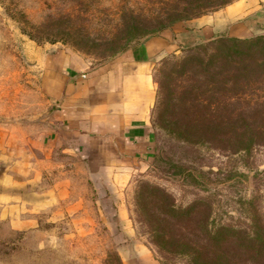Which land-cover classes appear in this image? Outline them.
Instances as JSON below:
<instances>
[{
  "label": "rangeland",
  "instance_id": "rangeland-1",
  "mask_svg": "<svg viewBox=\"0 0 264 264\" xmlns=\"http://www.w3.org/2000/svg\"><path fill=\"white\" fill-rule=\"evenodd\" d=\"M232 1L0 0V130L23 136L48 119L38 90L44 54L62 49L91 68ZM195 33L153 67V157L143 171L109 184L62 152L52 160L64 166L34 167L31 184L24 167L0 162V264H189L205 229L220 227L263 243L264 63L250 60L264 51L238 54L218 47L222 37ZM258 35L264 26L241 37ZM147 215L177 239L160 249ZM247 242L221 250L237 251L238 264H264L238 250Z\"/></svg>",
  "mask_w": 264,
  "mask_h": 264
},
{
  "label": "crops",
  "instance_id": "crops-1",
  "mask_svg": "<svg viewBox=\"0 0 264 264\" xmlns=\"http://www.w3.org/2000/svg\"><path fill=\"white\" fill-rule=\"evenodd\" d=\"M184 25L188 29L178 27L148 37L91 68L62 49L44 54L38 90L50 106L48 119L41 129L23 136L0 130V162L7 163L8 170L24 167L29 176L25 181L31 184L34 167L64 166L59 158L52 160L56 154L65 155L62 152L91 175L108 176L102 181L109 184L143 171L153 157L150 109L156 62L188 31L195 36L238 37L256 32L258 25L264 26V0H233Z\"/></svg>",
  "mask_w": 264,
  "mask_h": 264
},
{
  "label": "trees",
  "instance_id": "trees-1",
  "mask_svg": "<svg viewBox=\"0 0 264 264\" xmlns=\"http://www.w3.org/2000/svg\"><path fill=\"white\" fill-rule=\"evenodd\" d=\"M222 37L218 39L219 45L218 47H225L227 49L233 48L234 52L240 54H248L250 53H257L258 51H264V36L258 35L254 38H242L236 36H230L223 33L216 34L212 36V38ZM240 51V52H239ZM228 54H232V52H228ZM263 57L259 59H251L250 63H252V67H256L259 63H264ZM234 61V59H233ZM152 193H160L166 197V194L158 189L157 187H151ZM187 209V208H184ZM173 211V207L170 203L166 205V211L163 214L167 217H171V212ZM154 220L153 215H147L146 220L147 222L150 220H154L153 223H147L149 226V231L152 235V241L155 245H157L160 249H164L163 244L172 243L175 241L177 237L171 235L168 231H166L160 224H159V217L156 216ZM153 218V219H152ZM230 230L228 234L225 233L226 228L220 227L218 230L210 232L205 229L203 242L200 244V249H195L197 251V257L191 256L189 264H238L236 259V255L238 254L237 251H230V252H223L221 249L225 245L234 244L236 241H242L243 239H247V245H240L238 250L242 253L245 252H254L259 254L260 256H264V241L260 245L257 242H254V237L251 236L250 233L244 232L242 235H237L236 230L229 228ZM214 241V244H209L210 240ZM251 243L250 245L248 243ZM253 243V244H252ZM222 246V247H221ZM234 256V259H233Z\"/></svg>",
  "mask_w": 264,
  "mask_h": 264
}]
</instances>
